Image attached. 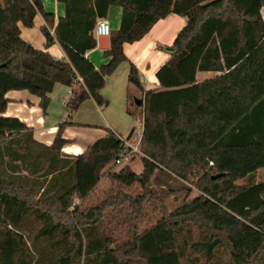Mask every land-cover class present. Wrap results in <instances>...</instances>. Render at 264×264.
Returning a JSON list of instances; mask_svg holds the SVG:
<instances>
[{
  "label": "trees",
  "instance_id": "trees-1",
  "mask_svg": "<svg viewBox=\"0 0 264 264\" xmlns=\"http://www.w3.org/2000/svg\"><path fill=\"white\" fill-rule=\"evenodd\" d=\"M57 1L63 13L54 23V13L43 10L39 48L20 35L16 20L31 26L42 0H0V264H184L188 247L207 258L224 247L229 264H264V179L254 180L264 166V0ZM110 4L121 8L119 24L103 49L108 60L96 67L85 52L97 44L93 27ZM171 12L185 21L164 46L158 86L145 88L133 62L127 75L141 91V171L128 163L107 171L141 191L74 204L98 183L121 137L108 128L83 152L64 154L62 130L71 121H60L52 142L41 143L24 121L3 114L5 92L36 94L43 113L56 82L71 86L70 112L88 97L101 102L105 76L128 59L123 43ZM55 41L64 56L46 49ZM198 70L218 73L197 80ZM166 193L181 194V202L139 230L133 217ZM108 208L127 222L122 239L104 225ZM29 218L48 256L25 238ZM191 225L203 236L189 243L184 232Z\"/></svg>",
  "mask_w": 264,
  "mask_h": 264
},
{
  "label": "crops",
  "instance_id": "crops-1",
  "mask_svg": "<svg viewBox=\"0 0 264 264\" xmlns=\"http://www.w3.org/2000/svg\"><path fill=\"white\" fill-rule=\"evenodd\" d=\"M43 10L54 13L55 23L63 13V5L57 0H42V7L35 15L31 26L24 25L21 19L16 20L20 35L39 48L44 47L45 41V37L40 30V26L44 23ZM120 12L121 8L119 5L110 4L108 6L105 17L108 20L109 16L112 17L113 25L112 27L110 26L111 28L118 26ZM175 19V15L169 13L165 17L158 19L140 39L123 43V50L128 57L123 62H128L129 64L133 62L136 65L139 70L140 80L145 88H156L158 86L155 71L168 57V52L164 46L172 42L174 33L178 27L182 26L180 22L175 23ZM109 23L111 25V21ZM46 49L55 57L64 56V51L57 41L50 44ZM103 49L97 42L93 48L85 52V55L96 67L108 60V56L104 55ZM124 71L126 72L127 70ZM198 73L203 74V76L198 78ZM217 73L218 71L215 70H198L196 78L197 80H203ZM111 74L105 76V83L97 92L101 102H97L93 97H88L79 104L75 111L70 112L66 102L71 94V86L56 82L48 92L49 101L45 113L42 112L39 105V96L30 93L26 89H10L5 92L7 103L3 114L20 118L31 128L34 139L44 144L52 142L56 134L57 124L60 121L69 120L71 123L66 124L62 130V137L66 141L62 144L61 151L70 155L81 153L94 139L104 135L108 128L121 136L114 130V126L109 120L110 118L105 114V108H107L110 100L108 97L104 98L102 96L104 92L101 91L107 92L105 86L108 79L111 78ZM126 87L127 91L135 97H138L137 94H141L140 89L130 82L128 77ZM263 179L264 166H261L257 169L254 180ZM245 181V178L239 180V182Z\"/></svg>",
  "mask_w": 264,
  "mask_h": 264
},
{
  "label": "rangeland",
  "instance_id": "rangeland-1",
  "mask_svg": "<svg viewBox=\"0 0 264 264\" xmlns=\"http://www.w3.org/2000/svg\"><path fill=\"white\" fill-rule=\"evenodd\" d=\"M175 23H184V17L176 14ZM261 14L264 18V7L261 8ZM109 21H111V27L113 19L109 16ZM17 25V23H16ZM180 25V26H181ZM18 26V25H17ZM179 29V27H178ZM177 29V30H178ZM176 30V32H177ZM34 31V30H33ZM173 35V38L176 34ZM36 33V31H35ZM172 38V40H173ZM171 40V41H172ZM130 64L128 62H120L114 71L110 74L111 78L108 79V82L105 86V90L102 96L109 98V103L106 110V115L110 118V122L113 124L114 130H116L121 136H126L133 129V132H139L142 130V114L141 109L138 104L134 101V95L127 91V73L129 70ZM124 70H127L126 72ZM203 74L198 73L197 77H202ZM138 97H141V94H137ZM104 104V102H102ZM132 140L135 142L137 140V135H132ZM141 153H137L133 158L128 162L129 166L135 171L139 172L142 168ZM121 164H113L110 162L102 169V174L100 180L95 185V187L90 191V193L83 199H75V203H80L81 206L94 205L101 202L104 198L116 194L118 191L126 192L131 195H134L141 191L137 183L131 186H125L121 183H118L110 179L107 175L109 169H119ZM151 187L157 191V194L160 192L158 186L154 182L150 183ZM160 200H152L148 202L145 206L143 213L136 214L133 217V221L138 226V229L141 230L145 227H148L153 222H155L162 214L166 211H171L174 209L182 200L181 194L176 193H166L162 194ZM106 216L110 217V208L106 211ZM109 219V218H106ZM104 225L108 229L115 227L114 231L117 235V239H122L126 236V229H128L127 222L124 221V218L121 216H111L109 221L104 220ZM24 234L25 238L28 240V243H35L38 249H45L44 253L48 256L51 253V250L46 246L47 243L44 239H33V233L35 231L36 223L32 218H29L24 223ZM189 231L184 232L185 237L188 239V242H192L198 239H201L203 236V231L198 227L191 225L189 226ZM33 240V242H31ZM184 264H229V255L228 251L224 247L218 248L212 257L207 258L203 251L193 250L190 247L187 248L186 254L183 257Z\"/></svg>",
  "mask_w": 264,
  "mask_h": 264
},
{
  "label": "built area",
  "instance_id": "built-area-1",
  "mask_svg": "<svg viewBox=\"0 0 264 264\" xmlns=\"http://www.w3.org/2000/svg\"><path fill=\"white\" fill-rule=\"evenodd\" d=\"M111 27L109 20L106 17L100 16L96 18L94 27H93V33L96 38L100 35H107L109 36ZM79 80H81V77H78ZM137 135V140L134 142L132 140L133 136ZM141 136V131L139 132H133L131 136L127 137H121L122 139V145L118 151V154L113 159V164H121L124 165L128 163L134 155L137 153H141L140 147H139V140ZM75 201V200H74Z\"/></svg>",
  "mask_w": 264,
  "mask_h": 264
},
{
  "label": "water",
  "instance_id": "water-1",
  "mask_svg": "<svg viewBox=\"0 0 264 264\" xmlns=\"http://www.w3.org/2000/svg\"><path fill=\"white\" fill-rule=\"evenodd\" d=\"M98 45L101 48H107L109 46V36L107 35H100L97 38ZM134 101L136 104H141L142 103V98L140 97H134Z\"/></svg>",
  "mask_w": 264,
  "mask_h": 264
}]
</instances>
